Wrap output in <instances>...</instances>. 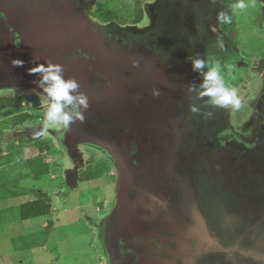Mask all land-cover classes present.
Listing matches in <instances>:
<instances>
[{
  "label": "flooded vegetation",
  "instance_id": "obj_1",
  "mask_svg": "<svg viewBox=\"0 0 264 264\" xmlns=\"http://www.w3.org/2000/svg\"><path fill=\"white\" fill-rule=\"evenodd\" d=\"M69 1L76 13L86 18L80 30V40L89 41L94 35L99 40L91 46V56L86 55L92 68L86 70L88 77L80 82L79 91L91 97L89 107L84 110V121L77 120V126L71 124L69 130H62V138L54 129H49L48 134L38 140L17 136L18 130L43 125L50 102L39 86L18 82L10 87H0V93L12 91L0 94V98L9 95L20 99L17 113L3 119L18 114H26L28 119L4 132L1 144L8 146L10 142L17 143L19 138H25V143L30 140L32 144L39 140H45L47 145L50 140L55 143L56 150L64 157V185L57 192L59 196L65 192L68 180L75 185L79 182L80 173L93 163L91 159L95 164L102 161L110 164L103 178H111L109 183L113 192L95 218L102 232V245H96L103 259L100 264H108L105 244L106 239L114 238L113 224L123 221L121 218L114 221L113 215L119 173L108 150L84 140L81 131L93 129L104 138L114 128L126 135L132 131L133 157L136 163L140 158L144 159V165L149 169L140 179L143 186L133 187L131 194L137 198L138 189L147 193L145 203L154 217L148 220L150 224L172 227L180 223L184 225L189 220L203 223L210 233L209 239L220 244L214 246L211 256L202 260L204 264H214L216 259H220L221 264H262L256 260V255L264 250V53L261 56L245 55L236 45L239 35L236 30L218 23L219 11L228 14L231 11L226 0H216V3L212 0H142L144 17L138 23L101 19L96 15L99 0ZM260 3L261 24L264 25V0ZM21 36L13 30L6 38L20 50H16L18 59L26 54L22 51ZM218 38L224 41V51L217 46ZM79 47L76 42L68 46ZM196 54L219 59L225 80L228 74L240 73L241 81H247L249 89L241 98L240 109L216 107L208 102L207 97L198 98L199 87L188 92L189 83L198 86L202 79L187 60L188 56ZM77 61L73 60L75 64L67 67L72 73H77ZM106 64L110 66L104 70ZM79 69L80 72L84 70ZM154 89L159 90V95L152 94ZM31 94H37L41 102L36 107L28 99ZM192 103L200 107L201 114L212 112L213 116L205 119L203 115L191 113L189 105ZM73 108L74 105H69L66 110ZM149 124L154 132L157 127L162 137L161 146L148 136ZM185 127L189 139L183 142L184 138L179 140L178 134L185 133ZM117 140L118 143L123 137ZM144 142L147 148L142 151L140 146H144ZM158 146L173 149V152L178 147L176 152L180 153L177 163H163L159 167H164V171L160 172L151 169L154 160L161 161V164L164 160V156L158 154ZM177 167L179 173L169 171V168ZM157 184L165 186L154 195L153 188ZM40 192L36 191L35 197ZM107 220L109 226H106ZM95 230L97 232V227ZM173 236L166 231L169 243L165 246L161 235L151 232L138 237L135 246L155 257L169 244L173 246ZM196 246L197 239L191 240V247ZM249 251L255 256L250 255L248 261L242 260L243 252Z\"/></svg>",
  "mask_w": 264,
  "mask_h": 264
},
{
  "label": "water",
  "instance_id": "obj_2",
  "mask_svg": "<svg viewBox=\"0 0 264 264\" xmlns=\"http://www.w3.org/2000/svg\"><path fill=\"white\" fill-rule=\"evenodd\" d=\"M72 7L69 0H0V87H10L18 82V84L37 85L35 81L40 79V74H31L28 72V69L37 62L42 63L46 59L62 64L65 70V78L76 76L79 84L81 80H86L88 77L87 71L92 68V63L89 62L87 56H91L92 51L90 50L93 49L91 46L97 44L99 40L95 35H91V39L87 38V40L90 39L89 41L80 40L82 35L80 30L83 29L86 18L76 13V9ZM47 23L49 24L47 25ZM13 30H16L19 35L22 34L21 47L22 51L26 53L19 59L23 61L22 65L12 64L13 59L19 58L16 52L17 49L13 47L9 39H6L8 32H12ZM74 42L80 44V47L75 49L68 48V46L73 45ZM66 50L69 52L68 54L65 52ZM17 51L19 52L20 50ZM79 54L81 55L78 56ZM73 60H78L76 64L77 73H72L71 69L67 68L75 64L72 63ZM109 66L110 65L107 64L103 66L104 70L108 69L107 67ZM79 68H84V70L80 72ZM28 99L34 107L41 103L40 100H38L37 94L29 95ZM88 99H91V97H88ZM75 125L76 124L73 123V126ZM42 126L43 125L26 127L22 130H18L16 135L38 140L39 138L33 137V132L39 131ZM148 128V136L153 138L155 144L160 145L162 137L160 133L157 132V127L154 129L156 130L155 132L150 124ZM151 129L152 131H150ZM71 130L75 132L74 129ZM110 131L109 135H106L104 138H100L98 136L99 133L93 129H84L81 131V133L85 135L84 140L101 145L108 150L115 160L119 173L117 185L118 197L115 201L113 215L115 214L114 221L120 218L123 221L119 220L118 223L116 222L115 225L113 224L112 230L114 238L111 237L110 240L106 239L105 249L107 263L204 264L202 260H204L206 256H211V252L220 244L209 239L210 233L203 223L199 224L189 220L185 222L184 225L180 223L172 227L165 226L166 224L158 225L149 223L148 220H152L154 217H152L153 211L147 209L148 206H146L145 203V196H147V193L138 189L137 198H133L131 194L133 187L143 186L140 184V179L146 175L149 169L145 167L144 159L140 158L136 163L133 157L134 153L130 144L131 140L134 139L133 134H130L132 131L127 135L124 134L123 131L115 128ZM187 131L188 129L185 127V133L182 132V134H178V139L182 141V138H184L183 142L186 140L188 141L189 134L187 136ZM120 136L123 137V140L117 143V138ZM145 144L146 142H144V146H140L142 151L147 148ZM169 149L170 148H168V150ZM168 150L158 146V154L164 156L163 159L166 161L162 160L161 164V161L154 160L151 165L152 170L158 172L164 171V167L162 169L159 167L163 165V163H177L176 161L180 158V153L176 152L179 151L178 147L175 149V152L172 151L173 149H170V152ZM145 153L153 155L152 152L149 153L146 151ZM183 154L181 153L182 156ZM172 157L174 158L172 159ZM134 160L136 165L133 164ZM169 171H174L175 173L180 172L178 167L174 169L169 168ZM161 186L165 185L157 184L156 187L153 188L154 195L157 194ZM167 187L169 188V186ZM48 196V192H40L37 194L38 198ZM169 215L173 216L172 213ZM108 222L109 220H107L106 226H109ZM166 231L170 235H174L173 239L175 242L173 246L169 244L168 248H165L162 254L150 257L135 246L138 237L147 236L151 232L160 234L164 239L165 246H167L169 239H166ZM195 239H197V246L192 248L191 240ZM204 245L208 246L204 247ZM256 260L264 264L263 257H256ZM215 262L221 264L220 259H216Z\"/></svg>",
  "mask_w": 264,
  "mask_h": 264
},
{
  "label": "rangeland",
  "instance_id": "obj_3",
  "mask_svg": "<svg viewBox=\"0 0 264 264\" xmlns=\"http://www.w3.org/2000/svg\"><path fill=\"white\" fill-rule=\"evenodd\" d=\"M245 2L249 7L233 15L236 21L235 30L239 34L236 37V45L247 56H261L264 53V29L259 27L263 21L261 3L260 0ZM226 77V85L234 87L240 99L248 93V83L246 80L241 81L240 73L228 74ZM11 92L3 91L0 94ZM17 111V108L0 111V129L4 132L11 130L10 126L6 125L7 119L3 118L16 114ZM2 137L3 135H0V143ZM48 145L42 154L44 160L50 164V172L36 178L34 167L30 166L27 158L40 153L37 147L28 146L22 140L17 143L10 142L9 147L6 143L3 144V153L10 152L8 160L11 161L0 165V185L9 183L11 189L25 188L26 193L20 197L0 201V209L33 200L36 198L34 193L41 191L49 193L53 213L23 220L18 219L19 211L15 207L9 215L0 216V264H100L103 259L96 246L95 218L103 210V204L113 192V186L109 183L111 178L79 181L70 188L68 195L60 197L57 192L64 185V157L62 152L56 150V144L51 140L48 141ZM91 161L95 164V160ZM52 219L55 221L53 231L46 236L42 234L46 239L45 244L22 251L14 245V238L39 232ZM20 242L19 245L23 240ZM243 254L242 260L251 259L250 251ZM260 256L264 258V250L256 255L258 258Z\"/></svg>",
  "mask_w": 264,
  "mask_h": 264
},
{
  "label": "clouds",
  "instance_id": "obj_4",
  "mask_svg": "<svg viewBox=\"0 0 264 264\" xmlns=\"http://www.w3.org/2000/svg\"><path fill=\"white\" fill-rule=\"evenodd\" d=\"M216 3V0H212ZM249 5L245 0H236L231 5L232 13H239L246 10ZM216 19L221 24H231L232 15L224 10L217 13ZM215 31V28H213ZM17 42L14 41V44ZM217 46L221 51L225 50L224 41L218 38ZM187 60L191 62L192 70L197 72L201 77V81L197 86L195 83L187 85L188 92L195 91L199 87L198 98H208V102L220 108L240 109L242 101L234 87L226 85L223 73L221 71V62L215 57L204 56L200 54L188 56ZM13 65H22L23 61L19 59L12 60ZM134 66L137 62H133ZM225 67H227L225 65ZM205 69H207L205 71ZM31 74H40V79L35 83L39 85V89L49 98V104L43 121V126L39 131L33 132L34 138H40L48 134L49 129L61 133L69 130L71 124L77 120L84 121V110L89 107L88 97L85 93L78 91L80 89L79 81L75 77L65 78L64 66L60 63L53 62L50 59L44 62H37L28 69ZM153 95H159V90L154 89ZM69 105H74L72 110L68 109ZM83 110V111H82ZM189 110L193 114L203 115L205 119H210L213 116L212 112L201 114V109L198 105L192 103L189 105ZM63 130V131H62Z\"/></svg>",
  "mask_w": 264,
  "mask_h": 264
},
{
  "label": "trees",
  "instance_id": "obj_5",
  "mask_svg": "<svg viewBox=\"0 0 264 264\" xmlns=\"http://www.w3.org/2000/svg\"><path fill=\"white\" fill-rule=\"evenodd\" d=\"M236 0H226L227 5L231 9V5L234 4ZM142 0H99L97 4V11L96 15L100 17L103 20H110L114 19L121 22H132V23H138L140 22L144 17V10L142 8ZM232 15V22L231 24H224L225 28L227 27L229 30H235L236 28V21L234 20V13L230 11L229 13ZM260 23V22H259ZM259 27L261 29L264 28V25L260 23ZM18 100V101H17ZM20 107V99H16L12 96H3L0 98V111L8 108H17ZM26 114L22 115H15L13 117H10L6 121V125L10 126V128H16L20 125V123L25 122L28 118ZM21 123V124H22ZM4 134V130L0 129V135ZM20 140L24 141L25 138H19ZM26 144L28 146L35 145L37 149L40 151V153L37 156H34L32 158H27L28 162L30 163V166L34 167V176L36 178H40L43 174L50 172V164L46 162L43 158V150H45L47 147H49L46 144L45 140H39L36 141V143L32 144V141H26ZM9 147V145H8ZM10 153V152H9ZM9 153H3V145L0 143V165H4L6 163H9L11 160L9 159ZM23 156V155H22ZM24 158V156H23ZM110 164L106 161H102L97 164L91 163L88 165L87 168H85L79 175V181H91L98 178L104 177L107 172L109 171ZM75 186L74 182L67 181L65 184V192L60 193V197L64 198V196L69 194L70 188H73ZM26 193L25 188L21 189H11L10 184H2L0 185V201L20 197ZM15 207L18 208V219H30V218H36L40 216L50 215L53 213L52 208V201L50 200L49 196L38 198L36 197L33 200L22 202L18 204L17 206H10L3 209H0V216H6L9 215V212L14 209ZM55 221L49 220L48 223L43 227V229L39 232H33L28 235L20 236L19 238H14L13 243L18 248V250H27L34 247H39L43 244H45L46 239L42 237V234L45 236L49 235L53 229H54V223ZM99 225V226H98ZM97 232H96V241L97 245H102V232L100 224H98ZM34 239V240H33ZM23 240V243L20 241ZM33 240V241H32Z\"/></svg>",
  "mask_w": 264,
  "mask_h": 264
}]
</instances>
